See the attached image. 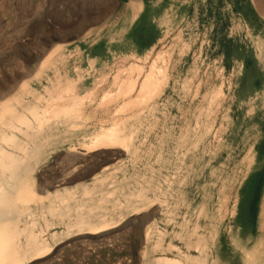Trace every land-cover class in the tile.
Returning a JSON list of instances; mask_svg holds the SVG:
<instances>
[{"label": "rangeland", "instance_id": "obj_1", "mask_svg": "<svg viewBox=\"0 0 264 264\" xmlns=\"http://www.w3.org/2000/svg\"><path fill=\"white\" fill-rule=\"evenodd\" d=\"M8 102L0 194L40 189L18 264H241L216 220L264 160V0H0Z\"/></svg>", "mask_w": 264, "mask_h": 264}, {"label": "bare ground", "instance_id": "obj_2", "mask_svg": "<svg viewBox=\"0 0 264 264\" xmlns=\"http://www.w3.org/2000/svg\"><path fill=\"white\" fill-rule=\"evenodd\" d=\"M135 85L136 83L130 85L128 91L126 92V96H128V94L130 95L131 93H133ZM153 92H156V88L153 87V74H150L147 75L146 78L144 79L142 83V88L138 96L136 98H132L131 100H126L122 104L120 111L122 112L126 108H131V107L135 108L142 105L143 102L147 99V97H150L153 94ZM57 109H58L57 105L51 106L50 113L55 112V110L58 111ZM31 110L37 111V108H33ZM15 112L17 111L13 108V104L9 102L0 108V133L4 132L2 136L5 137V141H7L8 139L10 141H15L16 139L14 135L7 134L3 130L5 128L4 125L10 124V122H11L10 126L15 127V123H13L12 120H10V117L12 118L15 117L17 120H20L21 117L23 116L21 115V113L20 116L16 115ZM112 141H113L112 136L108 134L102 135L101 137H95L93 141H91L93 144L89 145L90 146L89 149L100 146L101 144H111ZM0 152H1V146H0ZM257 157H258L257 154L256 155L252 154L248 158L249 168L244 176L245 180L242 181L243 187L241 186L242 189L245 187L244 190L245 194H242L240 190L237 194L235 193L234 195L236 196H235V200H233L234 203L232 204V206H230V204L226 205L227 203L226 204L224 203L225 206L224 207L222 206V209L219 211V218H218L219 220L218 219L216 220L217 226H219L220 228L224 226L225 223H227L228 221L231 224H233V227L228 229V234L230 236H234L235 238H238V240L233 241V250L235 252L233 254L235 255V259L239 260V263L241 264H264V178L263 180H260L259 177V175L264 171V160L262 163H257L256 160ZM13 158L14 155L12 153H9L8 156L4 158V160H6L9 164H11ZM0 161H2L1 154H0ZM247 182H248V186L246 187ZM258 189H259V205H258L259 218L257 224L258 232H257V236H254L250 231L245 229L243 230V226L240 224V222H241V215L249 214L250 206L248 205L246 207L245 202L250 204L252 201V200L244 201L245 196L249 194L250 191H254L255 193H257ZM38 190L40 189H37L36 187L35 189L33 188L31 191L28 190L27 188L25 189L24 187H21L17 193H11L10 198L8 194L5 193L0 194V264L19 263L18 260L20 258L19 255L22 244L21 242L23 235L25 234V230H26L25 228L26 226L30 227L32 224L27 222V224H25L26 225L25 228L22 225L25 221L30 219L29 216L33 215L31 206L29 204L31 201L40 198V193ZM1 191H3V189ZM228 203H230V201ZM35 222L33 221L32 223ZM28 224L31 225L29 226ZM28 239L29 238L26 237V240ZM197 246L198 248H200L199 242L197 243ZM45 249L47 250L48 248ZM207 261L208 260L206 259V254L201 253L195 256V260L193 261V264H207ZM175 262L176 264H184L179 259L175 260Z\"/></svg>", "mask_w": 264, "mask_h": 264}]
</instances>
